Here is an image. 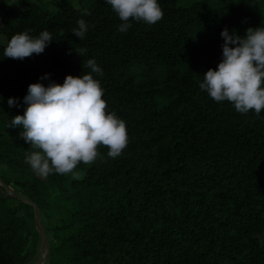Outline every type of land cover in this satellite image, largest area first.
I'll return each mask as SVG.
<instances>
[{
	"label": "trees",
	"instance_id": "trees-1",
	"mask_svg": "<svg viewBox=\"0 0 264 264\" xmlns=\"http://www.w3.org/2000/svg\"><path fill=\"white\" fill-rule=\"evenodd\" d=\"M14 1L0 0V180L14 195L0 186V264L34 262L39 235L22 199L44 231L42 264H264V110L242 114L199 88L222 60L225 27L241 38L264 27V0H158L163 18L130 19L126 32L106 0ZM43 31V53L4 56L13 35ZM85 74L125 122L127 146L38 177L25 163L35 149L8 126L30 84Z\"/></svg>",
	"mask_w": 264,
	"mask_h": 264
},
{
	"label": "clouds",
	"instance_id": "clouds-1",
	"mask_svg": "<svg viewBox=\"0 0 264 264\" xmlns=\"http://www.w3.org/2000/svg\"><path fill=\"white\" fill-rule=\"evenodd\" d=\"M123 22L118 31L126 32L128 21H143L149 25L163 18L158 0H106ZM85 15L90 13L85 10ZM72 30L75 37L83 39L88 26L83 19ZM222 60L217 69L203 74L199 88L206 91L217 103L230 102L236 111L257 115L264 110V27L248 28L241 38L235 30L221 32ZM52 42L49 31L37 38L27 32L11 37L4 56L23 60L33 54H41ZM91 72L101 74L95 60L89 59ZM48 79V76L41 77ZM100 82L91 74L66 76L63 84L55 82L45 87L41 83L30 84L23 103L27 106L23 115L12 118L9 127H22L20 137L32 149L25 158L32 171L41 178L56 173L67 175L80 163L92 164L100 155L101 146L107 155L117 158L127 146V129L123 120L107 112ZM9 107L17 106V100L8 99Z\"/></svg>",
	"mask_w": 264,
	"mask_h": 264
},
{
	"label": "water",
	"instance_id": "water-1",
	"mask_svg": "<svg viewBox=\"0 0 264 264\" xmlns=\"http://www.w3.org/2000/svg\"><path fill=\"white\" fill-rule=\"evenodd\" d=\"M0 186L4 189V191L11 195L14 196L13 194H11L8 190V188L6 187V185L0 180ZM24 202H28L29 204H31L32 207V212H33V218H34V226L35 229L38 232L39 235V244H38V253H39V257L31 264H42L43 263V248L45 250V253L47 254V246H46V241H45V235H44V231L43 228L41 227L38 215H37V209L35 206V203L30 202L28 199H22Z\"/></svg>",
	"mask_w": 264,
	"mask_h": 264
},
{
	"label": "rangeland",
	"instance_id": "rangeland-1",
	"mask_svg": "<svg viewBox=\"0 0 264 264\" xmlns=\"http://www.w3.org/2000/svg\"><path fill=\"white\" fill-rule=\"evenodd\" d=\"M72 2H73V5H74V7L75 8H79V5H78V2L76 1V0H71ZM8 2L9 3H15V1L14 0H8ZM6 127L3 129V131H5L6 132ZM23 131V129H22V127H20V128H18L17 129V134H19L20 135V133ZM38 244H39V241L37 242V244H36V252H35V254H34V256H33V258H32V260H31V262L32 261H35L38 257H39V253H38ZM43 250V255L44 256H42L43 257V262L45 261V259H46V253H45V250H44V248L42 249Z\"/></svg>",
	"mask_w": 264,
	"mask_h": 264
}]
</instances>
